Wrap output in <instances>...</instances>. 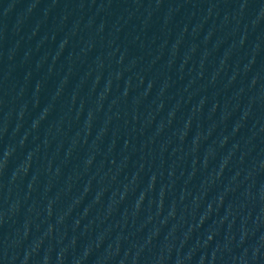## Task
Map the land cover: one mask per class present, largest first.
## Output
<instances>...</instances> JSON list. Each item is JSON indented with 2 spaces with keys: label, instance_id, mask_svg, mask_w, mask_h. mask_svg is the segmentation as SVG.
I'll use <instances>...</instances> for the list:
<instances>
[{
  "label": "water",
  "instance_id": "95a60500",
  "mask_svg": "<svg viewBox=\"0 0 264 264\" xmlns=\"http://www.w3.org/2000/svg\"><path fill=\"white\" fill-rule=\"evenodd\" d=\"M0 264H264V0H0Z\"/></svg>",
  "mask_w": 264,
  "mask_h": 264
}]
</instances>
